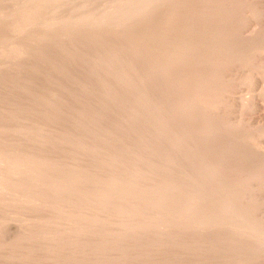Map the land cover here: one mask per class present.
<instances>
[{"label": "rangeland", "instance_id": "obj_1", "mask_svg": "<svg viewBox=\"0 0 264 264\" xmlns=\"http://www.w3.org/2000/svg\"><path fill=\"white\" fill-rule=\"evenodd\" d=\"M203 1L0 0V264H264V0Z\"/></svg>", "mask_w": 264, "mask_h": 264}, {"label": "bare ground", "instance_id": "obj_2", "mask_svg": "<svg viewBox=\"0 0 264 264\" xmlns=\"http://www.w3.org/2000/svg\"><path fill=\"white\" fill-rule=\"evenodd\" d=\"M205 1V0H204ZM203 1V2H204ZM200 2H201V0H200ZM206 2L207 1H205L204 3H202L201 5H202V7L200 8V12H199V23H200V25H201V27H203L205 24H210L209 23V21H210V18H209V13H206L207 11L205 10V6H206ZM205 4V5H204ZM216 4V3H215ZM221 7V6H220ZM226 7V6H225ZM224 8V7H223ZM261 8V7H260ZM199 11V10H198ZM227 13H229V11L231 12V10H229L228 8H227ZM218 12H219V10H218ZM221 12V11H220ZM222 12H223V10H222ZM221 12V13H222ZM226 13V15H227V17H228V14ZM220 14V13H219ZM239 14V13H238ZM238 14H237V16L236 17H238ZM221 15H223V17L225 16L224 14H221ZM235 16V15H234ZM232 17H233V15H232ZM236 17H234V19L236 18ZM248 17V16H247ZM198 19V18H197ZM233 19V20H234ZM247 20V19H246ZM216 21H218L219 23H221L219 20H216ZM215 21V22H216ZM225 21V20H224ZM217 22V23H218ZM256 22V21H255ZM253 20H248V22H247V24H245V27H243V28H240V30H242V34L240 35L239 33H240V30H238L239 31V33H237V35L239 36V37H241L240 39H245V40H254L255 38H257V35L259 34L258 32H259V30L263 27V24H264V22H263V24L261 23V25L260 24H258V25H260V26H256L255 23ZM239 23V22H238ZM216 24V23H215ZM197 25H198V23H197ZM214 25V24H213ZM212 25V26H213ZM221 25V24H220ZM256 27H255V26ZM208 26V25H207ZM206 25L204 26V27H207ZM243 26V25H242ZM253 26H254V28H253ZM204 27H203V29H204ZM214 27V31H215V25L213 26ZM213 27H211L212 29H213ZM217 27H218V25H217ZM216 27V28H217ZM222 27H223V25H222ZM197 28V27H196ZM229 28V27H228ZM233 28V27H232ZM238 28V27H237ZM209 29V28H208ZM207 29V30H208ZM219 29V28H218ZM221 29V28H220ZM224 29V28H223ZM226 30V28L223 30V33H224V31ZM247 30L249 31L248 33H247ZM218 31V30H217ZM230 31V30H229ZM218 32H220V30L218 31ZM217 32V33H218ZM228 32V31H227ZM233 32H234V30H233ZM232 32V33H233ZM210 34V33H209ZM212 34V33H211ZM229 34V33H228ZM223 35V34H222ZM230 35H231V33H230ZM207 36V35H206ZM215 36V35H214ZM238 36H237V38H238ZM213 37V36H212ZM216 37V36H215ZM230 37V36H229ZM234 37H235V35H234ZM259 37V36H258ZM200 38V37H199ZM210 38H211V36H210ZM203 39V38H202ZM218 39V38H217ZM239 39V38H238ZM216 40V39H215ZM237 40V39H236ZM241 40V41H242ZM204 41V40H203ZM207 41V40H206ZM262 41V40H261ZM202 42V41H201ZM235 42V41H234ZM262 43V42H261ZM197 44V43H196ZM209 44V43H208ZM206 45H207V43H206ZM215 46V45H214ZM221 46V45H220ZM219 46V47H220ZM225 46V45H224ZM198 47V46H197ZM201 47V46H200ZM199 47V48H200ZM259 47V46H258ZM218 48V47H217ZM220 49V48H219ZM203 50V49H202ZM227 50V49H226ZM202 57V56H201ZM202 62V61H201ZM210 63V62H209ZM198 64V63H197ZM203 64H206L205 62L203 63ZM218 64V63H217ZM216 65V64H215ZM203 66V65H202ZM218 66V65H217ZM209 69H211V67H210V65L209 64H206V65H204L203 66V71L204 70H209ZM223 69H224V67H223ZM234 71V70H233ZM207 73V72H206ZM209 73V72H208ZM225 73V72H224ZM223 74V73H222ZM221 74V75H222ZM226 74H228V73H226ZM224 75V76H227V75ZM229 75V74H228ZM219 76V75H218ZM231 76V75H230ZM233 76V75H232ZM197 83H199V82H197ZM216 84V83H215ZM256 84L258 85V84H260V82H256ZM171 86V85H170ZM195 86H198L199 87V85L197 84H195ZM232 96V95H231ZM181 97V96H180ZM218 97V96H217ZM227 97H228V95H227ZM225 98V97H224ZM229 98V97H228ZM230 99H231V97H230ZM236 99V98H235ZM234 100V99H233ZM237 100V99H236ZM230 101V100H229ZM232 101V100H231ZM256 101V100H255ZM234 102V101H233ZM232 102V103H233ZM204 103V102H203ZM235 103V102H234ZM256 103H258V102H256ZM215 106V105H214ZM217 107V109H216V111L215 112H213V113H215L216 115H221L220 113L223 111L222 110V106L221 105H219V106H216ZM182 108H185V107H182ZM187 109V108H186ZM194 110V109H193ZM225 110V109H224ZM223 114V113H222ZM193 115V114H192ZM215 115V116H216ZM213 117V116H212ZM259 117H261L262 118V116H259ZM253 118V117H252ZM263 122H264V119L262 120ZM199 122V121H198ZM263 125V124H262ZM264 127V126H263ZM103 129V128H102ZM200 135V134H199ZM176 145V144H175ZM260 149L259 150H257L258 151V153H259V155L261 156L260 158H262L263 159V164H264V140L263 141H261V143H260ZM172 156V155H171ZM176 156V155H175ZM171 159H174V157H171ZM176 160V159H175ZM192 160V159H191ZM189 163V162H188ZM177 164V163H176ZM228 164V163H227ZM17 170V169H16ZM140 173V172H139ZM81 175V174H80ZM115 180V179H114ZM147 182V181H146ZM155 183V182H154ZM169 187V186H168ZM186 187V186H185ZM156 188V187H155ZM172 188V187H171ZM160 189V188H159ZM150 191V190H149ZM157 192V191H156ZM158 193V192H157ZM253 194V193H252ZM257 193L255 192V195H256ZM152 195V194H151ZM160 195V194H159ZM197 196H198V194H197ZM196 196V197H197ZM252 196V195H251ZM181 197H183V196H181ZM205 197V196H204ZM199 198V197H198ZM197 198H195L194 200L195 201H199L200 202V200H196ZM192 203H194V205H193V208L195 207V209H199L200 208V206H201V204H199V203H197V202H194V201H191ZM195 203H197V204H195ZM200 203H202V202H200ZM184 204H186V203H184ZM227 205V204H226ZM106 206V205H105ZM186 207V206H185ZM192 208V207H191ZM194 209V210H195ZM134 210V209H133ZM188 210V209H187ZM193 210V209H192ZM200 210H202V209H200ZM264 211V210H263ZM202 212V211H201ZM194 213V212H193ZM199 213V212H198ZM198 213H197V215H198ZM215 214V213H214ZM149 215V214H148ZM196 215V214H195ZM208 216H210V215H208ZM212 216V215H211ZM183 217V216H182ZM204 217H206V216H204ZM196 218H198V217H196ZM201 217H199V219H200ZM208 218V217H207ZM207 218L205 219V218H203V219H205V220H207ZM210 218V217H209ZM213 218H216V217H213ZM212 218V219H213ZM198 219V220H199ZM197 220V219H196ZM195 220V221H196ZM202 220V219H201ZM214 220V219H213ZM194 221V220H193ZM200 221V220H199ZM198 221V222H199ZM204 221V220H203ZM199 222V227H200V229H206L207 227H209V225L211 224V226H212V223H214L212 220H211V222L212 223H210V220H208L209 221V225L208 226H206V225H203V224H206V222L204 221V222ZM145 222V221H144ZM219 221H217V223H218ZM194 223H196V222H194ZM220 223V222H219ZM198 225V224H197ZM202 225V226H201ZM256 225V224H255ZM252 228L253 229H259V227H257V226H252ZM252 228H249V230H250V232H248V234H247V241L246 242H248V243H250L251 244V242H252V244L253 243H255V242H253V240L255 241V239H257L258 238V241H259V238L260 237H258V233H256L255 231L256 230H253ZM201 231H203V230H201ZM200 231V232H201ZM206 231V230H205ZM204 232V231H203ZM202 233V232H201ZM234 233V232H233ZM250 241V242H249ZM263 241V240H262ZM261 241V242H262ZM257 242V241H256ZM260 242V241H259ZM260 242V243H261ZM258 243V242H257ZM256 243V244H257ZM262 247H264V246H262ZM260 248V247H259ZM252 252V251H251ZM260 253V252H259Z\"/></svg>", "mask_w": 264, "mask_h": 264}]
</instances>
